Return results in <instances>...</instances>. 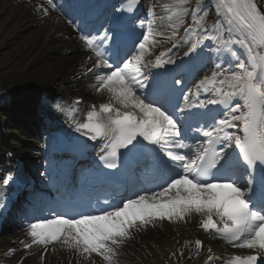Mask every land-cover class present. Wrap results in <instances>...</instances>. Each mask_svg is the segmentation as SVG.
Masks as SVG:
<instances>
[{"label":"snow or ice","instance_id":"1","mask_svg":"<svg viewBox=\"0 0 264 264\" xmlns=\"http://www.w3.org/2000/svg\"><path fill=\"white\" fill-rule=\"evenodd\" d=\"M48 3L55 7L53 0ZM39 7L48 14V8ZM158 8L162 9L158 18L167 21L168 32L157 23ZM215 11L217 19L209 26L202 0L153 4L148 12L153 19L135 51L111 63L103 47L110 39L107 33L84 32L80 36L92 53L88 71L98 73L94 77L96 91H106L116 103H102L99 110L93 105L77 130L91 134L92 139L108 138L100 156L106 167L116 168L124 149L133 154L147 176L154 181L162 179L163 184L158 185V191L135 194L111 211L73 218L60 214L33 223L29 233L33 244L60 241L79 255L95 253L109 264H118L117 249L137 223L181 221L196 213L202 216L200 227L205 231L214 230L233 247L257 250L256 254L232 256L231 264H264V167L258 178L255 175V169L264 166V0H216ZM185 23L186 39L180 37V26ZM206 41L215 46L222 62L203 75L195 91L189 89V93H211L216 98L207 103L222 106L224 112L223 118L211 125L197 127L195 131L203 139L189 143L187 133L192 129L182 128L176 117L193 107L190 95L183 96L178 112V106L170 111L167 93L171 89L166 83L147 81L143 69L145 62L152 63L147 57L153 45H172L155 57V66L160 67L173 63L163 57L178 44L188 45L184 55L189 56L198 53ZM204 104L200 101L195 106ZM141 139L154 147L142 145ZM233 147L238 150L235 157L228 151ZM194 243L197 249L202 247L199 239Z\"/></svg>","mask_w":264,"mask_h":264},{"label":"bare ground","instance_id":"2","mask_svg":"<svg viewBox=\"0 0 264 264\" xmlns=\"http://www.w3.org/2000/svg\"><path fill=\"white\" fill-rule=\"evenodd\" d=\"M164 2L166 0H159L157 3ZM8 11L7 7L0 6V82L6 83L10 80L11 83L13 80L14 84H18L17 91L22 94L29 86L38 89L49 83L57 84L62 80L67 85L74 80L76 81L74 84L78 86L81 83L80 78L77 77L81 72L78 67L86 63L84 60L90 61L92 65V60L89 59L92 53L78 42L73 30L69 26L65 27L62 20L54 21L51 17L42 18L31 15L29 17L26 14L20 21L10 22L12 13ZM210 12L214 13V9L211 8ZM161 14L157 15V23H162L164 26L161 30L168 32L170 30L166 27L167 21L161 22L158 18ZM150 19L153 18L150 17ZM181 28L183 25L180 26V31ZM54 30L57 31L54 33ZM169 46L171 43L153 45L151 55L147 59L151 60L159 49ZM149 65L150 63L145 62L148 69ZM95 86L84 92L96 101L110 98V101L116 103L109 93L98 92ZM32 108H34V102L28 98L23 102L10 104L6 109L10 112L11 122L22 120L21 123L26 126L27 121L33 120V113H30ZM3 125L5 126L2 123ZM2 126L0 125V128ZM12 133L15 134V131ZM12 146L17 151L24 147L13 142ZM6 148H12L11 144ZM24 151L31 150L25 148ZM36 166L37 162H34L33 167ZM201 219L202 216L196 213L181 221L154 219L151 223L143 225L145 227L138 230L136 234L131 233L129 238L123 241L117 249L118 264H194L187 259L181 262H174L172 259L178 260V253L181 252L178 246L182 248L183 240L197 233V226ZM130 230L133 229L130 228ZM212 244L217 251L224 250L229 253L256 251L239 247L224 248L218 243ZM69 250L72 248L63 245L60 241H55L45 246L42 256L25 258L24 261L26 264H109L95 253L91 256L85 254L75 259L73 251L70 255L66 253ZM113 264H116V261Z\"/></svg>","mask_w":264,"mask_h":264}]
</instances>
